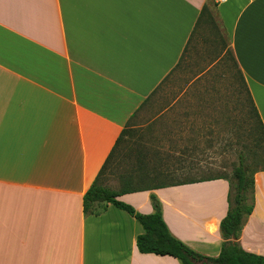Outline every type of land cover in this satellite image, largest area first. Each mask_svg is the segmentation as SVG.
<instances>
[{"label": "crops", "instance_id": "1", "mask_svg": "<svg viewBox=\"0 0 264 264\" xmlns=\"http://www.w3.org/2000/svg\"><path fill=\"white\" fill-rule=\"evenodd\" d=\"M207 27L264 128V0H0V264H180L139 254L140 225L112 205L85 215L83 198L189 39L183 60L206 44ZM227 193L214 180L116 200L149 215L154 194L170 233L216 258ZM238 242L264 257V172Z\"/></svg>", "mask_w": 264, "mask_h": 264}, {"label": "rangeland", "instance_id": "2", "mask_svg": "<svg viewBox=\"0 0 264 264\" xmlns=\"http://www.w3.org/2000/svg\"><path fill=\"white\" fill-rule=\"evenodd\" d=\"M203 34L206 44L201 39L131 119L122 155L100 185L117 191L126 173L135 174L134 184L140 166L150 175L163 173L166 167L158 164H171L166 158L181 153L189 167L179 180L228 177L241 155L249 162L255 158L253 168L264 167L257 159L261 151L251 131L249 102L232 54L220 57L212 30L207 27ZM176 99L177 106L167 109Z\"/></svg>", "mask_w": 264, "mask_h": 264}, {"label": "trees", "instance_id": "3", "mask_svg": "<svg viewBox=\"0 0 264 264\" xmlns=\"http://www.w3.org/2000/svg\"><path fill=\"white\" fill-rule=\"evenodd\" d=\"M206 10L207 8L204 7L197 21V27L200 18ZM194 34L193 32L191 38ZM189 43L190 39L188 44ZM187 48H185L184 53L187 51ZM225 53L231 52L227 50ZM183 56L175 69L180 67ZM232 60L234 61V59ZM234 64L237 67L235 61ZM175 69L173 71H175ZM166 79L167 78H165V80ZM240 80L242 81L248 98L249 114H251V119L253 120L251 131L261 151L257 159L264 165V128L241 76ZM128 127L129 123L121 132L95 181L85 193L83 198L84 214L98 216L106 210L108 205H112L116 209L125 212L128 216L133 218L142 229V233L138 235L135 240L136 249L141 255L171 257L180 264H264V257L245 252L238 242L242 229L254 209V177L257 173L264 172V167L260 169L253 168V163H255L253 159L255 158L250 159L249 162L247 157L241 155L238 158V165L228 177H216L198 181L186 180V178H184L185 180H179L182 177L181 175H183L180 173H183V170L189 167V165L185 164L186 160L183 157L184 154L181 153L178 156L172 155L166 158V160L170 159L172 161L171 164H158L159 167H166L163 173L150 175L148 171L143 170V167L140 166V169L136 172L137 176L134 184L132 181L135 174L126 173L122 175L120 177V189L114 191L100 185V180L107 170L117 164L121 157L122 145L125 144V139L129 135ZM139 156L140 154H138V161H140V165H143L144 162H141V157ZM214 180H225L228 184V209L226 216L219 224L222 245L220 253L216 258H208L196 253L170 233L163 221L162 205L154 194H150L149 197L152 206V213L149 215L139 214L131 206L116 200L117 197L124 194L143 191L152 192L163 188L210 182Z\"/></svg>", "mask_w": 264, "mask_h": 264}]
</instances>
